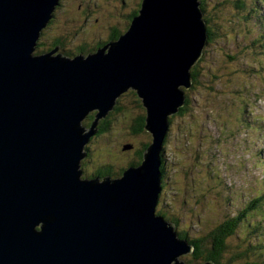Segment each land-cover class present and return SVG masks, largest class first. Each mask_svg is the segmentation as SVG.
I'll use <instances>...</instances> for the list:
<instances>
[{"label":"water","instance_id":"water-1","mask_svg":"<svg viewBox=\"0 0 264 264\" xmlns=\"http://www.w3.org/2000/svg\"><path fill=\"white\" fill-rule=\"evenodd\" d=\"M56 1L0 0V264H185L192 245L156 207L167 118L206 46L200 0H142L127 31L85 57L33 55ZM126 91L150 144L122 178L85 179L89 138Z\"/></svg>","mask_w":264,"mask_h":264},{"label":"rangeland","instance_id":"rangeland-1","mask_svg":"<svg viewBox=\"0 0 264 264\" xmlns=\"http://www.w3.org/2000/svg\"><path fill=\"white\" fill-rule=\"evenodd\" d=\"M78 1L62 0L59 8L56 1L52 15L58 19L43 28L42 38L49 37L48 44L52 37L68 33L74 46L81 43L93 48L109 37V25L118 24L119 29L127 31L131 22L123 24L121 2L126 3L125 14L139 0H108L102 11L88 15L84 21H78L77 15L89 0H80L82 8L77 10ZM217 1L219 6L207 1L212 22L218 21L215 28H210L213 43L205 46L196 63L198 84L184 90L182 106L167 118L156 212L168 214L169 220L164 219L176 235L182 231L188 238L200 239L212 233L223 257L227 256L225 263L238 254V264H264V198L256 204L262 212L255 210L236 231L220 232L221 237L213 231L222 222L232 226L231 219L237 220L251 200L264 194V162L260 161V157L264 161V0L260 5L259 0ZM236 2L254 6L253 15H246V24L233 22L238 15L234 11ZM134 93L126 91L118 96L113 109L99 121L97 132L86 145L90 151L80 169L83 178L89 179L95 169L103 167L106 171L101 177L122 178L125 169L121 168L126 162L145 154L143 144L150 142V136L144 132V125L142 132L135 130V120L139 126L143 118L144 124L145 111ZM93 115L94 111L87 113L80 126L88 129ZM191 255L182 258L185 264H214L212 259L194 260ZM236 263L237 259L229 262Z\"/></svg>","mask_w":264,"mask_h":264},{"label":"trees","instance_id":"trees-1","mask_svg":"<svg viewBox=\"0 0 264 264\" xmlns=\"http://www.w3.org/2000/svg\"><path fill=\"white\" fill-rule=\"evenodd\" d=\"M207 1L208 0H200V7H201V10H202V13L204 14V18L203 19L205 20V22L207 24L206 25V29H207V36H208L207 39H208V42L206 43V47H209L213 43V40H214V33H213V31L210 30V28L212 27V25L215 28L214 22H217L218 19H216L214 22H212L213 19L210 16L211 13H210V11L207 8V6H208L207 5V3H208ZM209 1L210 2H213L215 6H219L220 5L217 0H209ZM252 1H256V0H252ZM259 2H260L259 3V5H260L261 4V0H259ZM236 3H237L236 6L238 8L236 10H234V11L238 15L236 14L237 15L236 16V19L233 22L234 23L239 22V23L246 24V21H245L246 20L245 19L246 18V15L249 12H251V14L253 15V13L255 12L254 11V6L252 4H250L249 2H240V3L239 2H236ZM137 15H138V13L136 15H132L131 16V19H130V21L128 23H130L131 20H132V18L135 17V16H137ZM116 30H117V28H116ZM216 30H218V29L216 28ZM121 34H122L121 32H118L112 38V40L117 39L119 37V35H121ZM111 36H112V34H111ZM254 43H256V42H254ZM38 53H43L42 52V49H39V50L36 49L35 50V55H37ZM253 58L256 59L257 57L254 56ZM191 76H192V88H193L195 85L198 84L199 72H198V69H197V64L191 69ZM188 99H186V102L187 103L189 102ZM250 114H252V112H250ZM134 124L136 126L135 130L136 131L138 130V131H141L142 132L141 128H143V125L145 124V116H144V124H143V118H141V120L139 121V126H137L138 120H135L134 121ZM99 133H102L101 130H100ZM148 143L149 142H147L146 145L143 146V147L146 148V146H147ZM140 160H141V156H139L138 163L140 162ZM260 161L264 162L261 157H260ZM160 172H161V178H162V175H163V165L162 164L160 166ZM161 181H162V179H161ZM260 201H262V200L261 199L251 200V204L248 207H245V209L241 212V214H239V218L237 220L231 219L232 220L231 221L232 222L231 223L232 226H225V223L222 222L220 225L219 224L217 225L218 228L216 227L213 230L214 231V234L216 236H218V237H221L220 232L225 233V231H226L227 234H231L230 232L236 231L237 228H238V226H239V224H240V222H242V220L248 218L250 216V214H252L256 209H258L259 207H261V206L258 207V205H256ZM257 213H260V212H257ZM158 214L161 215V216H163L165 219L169 220V218L166 216L168 214H163L162 212H159ZM170 221H172V223H174V226H177L176 221H174V220H170ZM177 237L179 239H184L186 242H188L189 244H191L193 246V253H192L191 257L194 260H203L204 259V261H205V260H208V259H212L213 262H214V264H229L230 261H233V260H236L237 259V263L236 264L239 263L240 256L238 254L235 255L234 257H232L229 260L228 263H225L224 262L223 259H225L227 256L223 257L224 256L223 255L224 253L221 252V250L218 249L219 242L217 241V238L214 237V236L212 237V233H210V232H208L207 235L205 237H203V238L194 239V238H188L185 232L179 231L177 233ZM215 246L216 247L218 246L217 249H218V252L219 253H217V254L214 252ZM259 246H261V245H259ZM226 248H227V246H225V251H226Z\"/></svg>","mask_w":264,"mask_h":264},{"label":"flooded vegetation","instance_id":"flooded-vegetation-1","mask_svg":"<svg viewBox=\"0 0 264 264\" xmlns=\"http://www.w3.org/2000/svg\"><path fill=\"white\" fill-rule=\"evenodd\" d=\"M79 1L76 4L77 5V10L82 8V6L80 5ZM107 1L108 0H89L88 3L84 6V9H83L82 13L80 12L79 15H77L78 21H84L87 18L88 15H91V14L93 15L97 11H102L105 8V5H106ZM61 2H62V0H59V4H58L57 8H59V6H62ZM141 3H142V0H139L136 4L134 3V7L132 8V10H130L129 13L123 14V11L125 10L123 8L126 7V3L124 1L121 2L120 7L122 8V14H119V15H120L121 18H124V23L123 24L128 23L130 21V19H131V16L132 15H136L138 13ZM122 15H124V16H122ZM59 18H61V17H59ZM56 19H58V17H56L55 14H53L51 20L48 22V24L46 26L48 27L52 22H56ZM67 22L68 21L66 20V23ZM116 28H117V30H116ZM54 29L58 30L57 24H54ZM108 31H109V33H108L109 37L105 41H102L103 43H101V42L97 43L96 46L93 47V48L92 47L89 48L86 44H81V43H80V45L78 47L74 46V44H72V42H71L73 37L70 34H68V33H65V35H59V36L52 37L51 38V42L48 44L49 37L44 40L42 38L44 32L42 31L40 39H39V41H37V45H36V47L34 49V52H35L36 49H38V50L39 49H44V50H42L43 53H38L37 55L48 54L50 52H53V53H55V55H60L63 58H69V56L71 58H73L75 56H87V55L95 52L99 47L104 45L106 42L111 41L112 38L118 32H121V33L125 32L124 29H119L118 28V24H116L115 26L109 25L108 26ZM111 34H112V36H111ZM68 46H69V49H68ZM99 136H101V134H99ZM146 143H147V141H145L144 146L146 145ZM85 149H86V151H90V149H87V146H86ZM87 157H88V152H87L86 158ZM135 157L133 158V160L129 161L128 163L126 162L124 168L122 167L121 169H126L128 167L135 166V164H137L136 161L139 160V156L136 155ZM131 158L132 157H130V159ZM85 159H83L81 161V166H82V163L84 162ZM84 165H85V163H84ZM105 168L106 167L95 169L93 171V174L90 175V178H100L101 175L105 173V171H106ZM116 176L117 175H115V177Z\"/></svg>","mask_w":264,"mask_h":264},{"label":"clouds","instance_id":"clouds-1","mask_svg":"<svg viewBox=\"0 0 264 264\" xmlns=\"http://www.w3.org/2000/svg\"><path fill=\"white\" fill-rule=\"evenodd\" d=\"M52 18V17H51ZM51 20V19H50ZM49 20V21H50ZM42 31H43V29H42ZM42 31L40 32V34H39V38H40V36H41V34H42ZM39 38H38V40H39ZM37 40V41H38ZM33 55H35V52H33ZM196 65V64H195ZM192 80V79H191ZM187 91V90H186ZM95 113V112H94ZM151 141V140H150ZM150 144V142L147 144V146ZM143 146H144V144H143ZM147 146H146V148H147ZM164 146V145H163ZM163 146H162V148H163ZM145 148V149H146ZM143 150H144V147H143ZM88 152V151H87ZM87 154V153H86ZM86 158V157H85ZM84 158V159H85ZM161 162H162V159H161ZM138 164V163H137ZM135 166H136V164H135ZM131 167H133V166H131ZM129 168V167H128ZM128 168H126L125 170H127ZM80 169H81V164H80ZM160 174H161V172H160ZM105 177H107L108 178V176L107 175H105L104 177H100V178H90L89 177V179L88 180H92V179H97V180H95L96 182H101V180L103 179V178H105ZM117 177V176H116ZM118 178V177H117ZM110 179V178H109ZM112 179V178H111ZM116 179V178H115ZM160 180H161V178H160ZM161 189H162V186H161ZM160 193H161V191H160ZM159 196H160V194H159ZM159 196H158V198H159ZM158 205V204H157ZM156 215H157V212H156ZM158 216H160V217H162L163 219H164V217L163 216H161V215H158ZM165 220V219H164ZM168 222V221H167ZM173 224V223H172ZM188 243V242H187ZM189 244V243H188ZM191 245V244H190ZM193 247V246H192ZM192 253H193V250H192ZM191 253V254H192ZM182 258H184V257H181V259Z\"/></svg>","mask_w":264,"mask_h":264},{"label":"bare ground","instance_id":"bare-ground-1","mask_svg":"<svg viewBox=\"0 0 264 264\" xmlns=\"http://www.w3.org/2000/svg\"><path fill=\"white\" fill-rule=\"evenodd\" d=\"M143 155H144V154H143ZM141 159H142V156H141ZM102 180H104V178H103ZM102 180H101V182H102Z\"/></svg>","mask_w":264,"mask_h":264}]
</instances>
